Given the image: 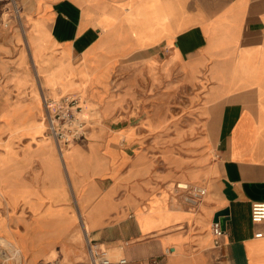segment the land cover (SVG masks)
Returning a JSON list of instances; mask_svg holds the SVG:
<instances>
[{
    "label": "crops",
    "instance_id": "0c3cea01",
    "mask_svg": "<svg viewBox=\"0 0 264 264\" xmlns=\"http://www.w3.org/2000/svg\"><path fill=\"white\" fill-rule=\"evenodd\" d=\"M16 7L0 2V264H89L90 243L127 264H264V222L251 219L264 201V0ZM83 92L100 120L61 154L44 96ZM175 101L204 116L197 206L165 185L188 175L142 176Z\"/></svg>",
    "mask_w": 264,
    "mask_h": 264
},
{
    "label": "rangeland",
    "instance_id": "374dc122",
    "mask_svg": "<svg viewBox=\"0 0 264 264\" xmlns=\"http://www.w3.org/2000/svg\"><path fill=\"white\" fill-rule=\"evenodd\" d=\"M183 96H187L186 92H182ZM82 97H87V93L83 92ZM86 101V100H85ZM175 101L174 105H169L166 107V121L164 130H163V138L161 140L160 147L162 148L164 146V153L157 154L156 150H151V154L144 156V161L148 162L150 165L149 171H146L142 174V176H146L147 174H150V176H154L155 170L157 167L163 168L166 171V174L169 175L172 173L175 174H185L188 175V179H183L181 177V180H177L180 178H171L166 179L165 182L167 185L168 183L171 184L170 188L176 195L179 191L177 188L178 182L183 183H190L192 185H199V186H205L202 183H198L200 178L202 177L200 175L202 164L204 163V148L200 147V140L202 136H204L205 133V122H204V116L202 115V110L199 107H193L192 109L188 108V106L178 107ZM85 106V114L88 116L89 123L91 125V129L95 127V124L99 122L100 118L98 117V113L96 106H93L92 103L86 101L84 103ZM98 115V116H97ZM47 120L48 125V131L49 130V122ZM191 133V135H189ZM51 134V133H50ZM192 137V153L188 151L187 148V141ZM171 172V173H169ZM150 178V177H149ZM167 189V186L165 187ZM177 192V193H175ZM180 198L184 197L180 195ZM177 197V196H176ZM174 202L178 203V200L176 199ZM199 249L192 244V249L188 250H179L178 255L181 253H191L194 255L197 253ZM113 258H118L112 253H110ZM10 255H13V253H10ZM54 255L52 258H55ZM11 260V259H10ZM220 259L219 257H214L210 259L209 264H219Z\"/></svg>",
    "mask_w": 264,
    "mask_h": 264
},
{
    "label": "built area",
    "instance_id": "2783aa9c",
    "mask_svg": "<svg viewBox=\"0 0 264 264\" xmlns=\"http://www.w3.org/2000/svg\"><path fill=\"white\" fill-rule=\"evenodd\" d=\"M19 0H0L5 4L14 6L15 8ZM47 108V118L49 122V130L55 139L57 146L61 152H64L75 143L84 140L90 130L88 116L85 114L84 103L86 101L81 95H69L63 98L54 99L44 96ZM178 193L184 194L182 199L189 205L197 206L207 195L206 186L192 185L190 183H177ZM251 219L255 223L264 222V201L253 202L251 208ZM212 230L216 236V242L219 237L224 234V229L220 220H214ZM256 236H264V230L256 233ZM16 254V253H15ZM3 255L7 260L14 256L3 251ZM89 264H127L125 257L113 258L108 249L99 247L90 243L89 246ZM48 264H61L54 259Z\"/></svg>",
    "mask_w": 264,
    "mask_h": 264
},
{
    "label": "water",
    "instance_id": "95a60500",
    "mask_svg": "<svg viewBox=\"0 0 264 264\" xmlns=\"http://www.w3.org/2000/svg\"><path fill=\"white\" fill-rule=\"evenodd\" d=\"M215 220H220L223 229H226V221L228 220V210L226 209L219 211L215 216Z\"/></svg>",
    "mask_w": 264,
    "mask_h": 264
}]
</instances>
